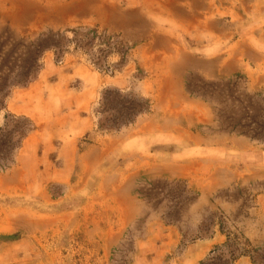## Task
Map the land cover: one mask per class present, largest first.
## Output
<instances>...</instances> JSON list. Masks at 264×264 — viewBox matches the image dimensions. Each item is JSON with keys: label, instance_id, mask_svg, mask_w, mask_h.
Segmentation results:
<instances>
[{"label": "rangeland", "instance_id": "rangeland-1", "mask_svg": "<svg viewBox=\"0 0 264 264\" xmlns=\"http://www.w3.org/2000/svg\"><path fill=\"white\" fill-rule=\"evenodd\" d=\"M95 1L0 0V264H183L215 234L202 264H264V93L179 62L156 20L133 33L84 18L128 8ZM45 77L83 120L27 153L37 127L6 102Z\"/></svg>", "mask_w": 264, "mask_h": 264}, {"label": "crops", "instance_id": "crops-1", "mask_svg": "<svg viewBox=\"0 0 264 264\" xmlns=\"http://www.w3.org/2000/svg\"><path fill=\"white\" fill-rule=\"evenodd\" d=\"M109 5L113 7L110 15L96 14V11L81 15L133 33L147 31L146 26L156 20L157 31L164 35L174 33L176 45L184 49L179 62L205 69L219 65L222 73L245 74L251 88L264 93V0H127L128 8L122 12L117 10L116 4ZM69 92L70 89L61 87L59 82L51 85L45 77L9 95L6 109L29 117L37 127L23 140L25 152L34 153L31 149L39 142L37 136L41 129L46 128L44 141L53 144L54 136L58 135L54 129L66 127L71 117L83 120L80 109L68 104ZM4 121V116L0 115V126ZM93 158L97 160L98 154L94 153ZM263 159L262 152L254 155L257 163ZM255 238L264 239V235H255ZM225 241V235L216 234L195 240L188 246L182 263L202 264L211 251ZM234 264L258 263L251 256L243 255Z\"/></svg>", "mask_w": 264, "mask_h": 264}, {"label": "trees", "instance_id": "trees-1", "mask_svg": "<svg viewBox=\"0 0 264 264\" xmlns=\"http://www.w3.org/2000/svg\"><path fill=\"white\" fill-rule=\"evenodd\" d=\"M31 75V72L30 70L28 69L27 72H26V77H24L25 79H27L29 76ZM24 79V80H25ZM1 102V101H0ZM0 105L3 107L4 105L2 103H0Z\"/></svg>", "mask_w": 264, "mask_h": 264}]
</instances>
